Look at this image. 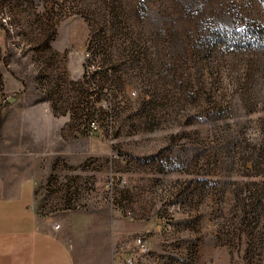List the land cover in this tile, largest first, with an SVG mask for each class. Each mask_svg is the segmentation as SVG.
<instances>
[{
    "label": "rangeland",
    "instance_id": "obj_1",
    "mask_svg": "<svg viewBox=\"0 0 264 264\" xmlns=\"http://www.w3.org/2000/svg\"><path fill=\"white\" fill-rule=\"evenodd\" d=\"M1 59L52 112L1 173L74 264H264V0H0Z\"/></svg>",
    "mask_w": 264,
    "mask_h": 264
},
{
    "label": "crops",
    "instance_id": "obj_2",
    "mask_svg": "<svg viewBox=\"0 0 264 264\" xmlns=\"http://www.w3.org/2000/svg\"><path fill=\"white\" fill-rule=\"evenodd\" d=\"M0 60L5 103H0V160L14 157L27 146L24 139H37L26 123L52 121L50 100H33L25 89L14 63ZM46 138L45 135L42 136ZM0 168V264H74L61 239V224L38 216L33 199V178L15 179L2 175ZM55 223L59 227H55Z\"/></svg>",
    "mask_w": 264,
    "mask_h": 264
},
{
    "label": "built area",
    "instance_id": "obj_3",
    "mask_svg": "<svg viewBox=\"0 0 264 264\" xmlns=\"http://www.w3.org/2000/svg\"><path fill=\"white\" fill-rule=\"evenodd\" d=\"M2 87H3V82H2V78L0 76V103H5L6 102V97H4L1 93H2ZM41 93L47 95L48 90L46 88H41ZM130 94L134 95L135 91L131 90ZM87 127L90 131H97L99 129V121L96 118H90L87 121ZM117 182L120 184H125L126 183V179L123 175H121L120 177L117 178ZM116 184V182H114V179L112 177V175H110V178L106 184V186L108 188H112L113 185ZM55 227H59L58 223H55Z\"/></svg>",
    "mask_w": 264,
    "mask_h": 264
}]
</instances>
